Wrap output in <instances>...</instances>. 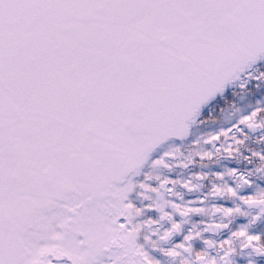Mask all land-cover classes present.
<instances>
[{
	"label": "snow or ice",
	"instance_id": "snow-or-ice-1",
	"mask_svg": "<svg viewBox=\"0 0 264 264\" xmlns=\"http://www.w3.org/2000/svg\"><path fill=\"white\" fill-rule=\"evenodd\" d=\"M0 264H264V0H0Z\"/></svg>",
	"mask_w": 264,
	"mask_h": 264
}]
</instances>
